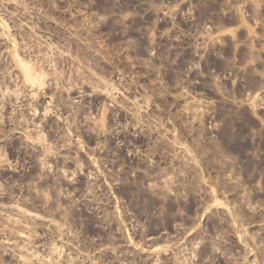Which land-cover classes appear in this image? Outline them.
<instances>
[{"label": "rangeland", "instance_id": "1", "mask_svg": "<svg viewBox=\"0 0 264 264\" xmlns=\"http://www.w3.org/2000/svg\"><path fill=\"white\" fill-rule=\"evenodd\" d=\"M0 264H264V0H0Z\"/></svg>", "mask_w": 264, "mask_h": 264}, {"label": "bare ground", "instance_id": "2", "mask_svg": "<svg viewBox=\"0 0 264 264\" xmlns=\"http://www.w3.org/2000/svg\"><path fill=\"white\" fill-rule=\"evenodd\" d=\"M28 63V62H27ZM28 65H33L32 63L30 64V63H28ZM27 64H26V66H28ZM24 66H25V64H24ZM32 68L33 69V67H31V66H28V68ZM35 71V70H34ZM36 72V71H35ZM31 73V72H30ZM33 74V73H32ZM35 74V73H34ZM33 74V75H34ZM44 74V73H43ZM28 75V74H27ZM33 75H32V77H33ZM40 75H41V73H40ZM35 76V75H34ZM39 75H37L36 77H38ZM36 77H34V78H36ZM40 77V76H39ZM29 78V77H28ZM43 78V77H42ZM31 79V78H30ZM41 79V78H40ZM42 81V80H41Z\"/></svg>", "mask_w": 264, "mask_h": 264}]
</instances>
